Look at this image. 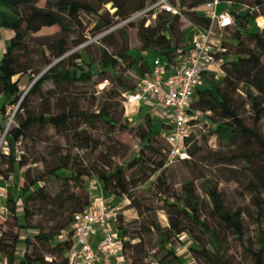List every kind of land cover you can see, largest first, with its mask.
Listing matches in <instances>:
<instances>
[{
	"label": "trees",
	"instance_id": "16d2710c",
	"mask_svg": "<svg viewBox=\"0 0 264 264\" xmlns=\"http://www.w3.org/2000/svg\"><path fill=\"white\" fill-rule=\"evenodd\" d=\"M211 1L213 0H171L181 13L188 15L193 25L204 28L210 25L211 20L200 14L197 9ZM220 1L228 4L239 3L247 7L245 10L231 12L235 24L238 22L241 27H246L251 19L264 15V13L258 12V9L264 7V0ZM0 2L11 9L16 17L13 22H5L7 27L13 29L14 35L0 61V122L9 105H18L20 109L26 110L30 97L38 92L41 93L42 85L49 80L61 85L63 82L77 84L89 81L98 84L105 79H94L96 73L92 64H87V70L76 62L72 67L66 66L69 59H80L79 54L62 58L72 47L85 41L84 34H79L76 38L71 36L72 27L75 24L82 26L81 13L96 16V30L101 32L110 29L117 21L128 19L154 3L147 4V0H46L45 6H40V0H0ZM110 3L116 9L112 15L110 10L106 9L107 4ZM153 12L151 10L147 15L139 17L141 22L137 27L142 44L141 54H134L136 50L130 49L127 30L121 29L124 32L121 46L115 48L114 52L107 46L101 49L98 74L107 70H114L119 64L125 62L129 67L136 70L141 79L151 71L152 60L155 56H160L165 63L169 64L179 52L187 51L190 48V44L187 45L184 42L183 22L180 15L159 10L155 23L146 26V22L151 18ZM127 24L128 26H135L133 22ZM45 27H57L59 29L55 34L44 35L39 38L40 56L43 59L41 66L50 65V67L36 80L30 92L23 95L19 78L28 72L36 74L41 71V69L36 68V51L30 49L28 40L33 34L40 32ZM113 35L114 32L108 33L102 38V42L105 45L110 44L109 40ZM233 38L238 41L234 51L237 58L223 63L225 73L219 80L214 79L211 75L205 77L204 84L195 95L191 113L197 117L193 124L203 121L201 115L210 114L213 116L215 128L212 132L224 141L235 144V150L221 157L229 165H241V171L248 178L245 182V188L255 199L258 209L257 217L260 225H262L264 218V205L261 199V193L264 191V132L260 122L264 118V34L260 30H253L247 35L249 41L255 45L256 50L248 45L239 27L234 30ZM224 46L226 47V43ZM224 54L229 56V50L227 49ZM59 58L61 59L58 62L53 63ZM16 76L19 78L14 80ZM121 85L125 88L122 92V102L126 107L124 93L135 90L138 84L122 82ZM240 88L246 94L253 111L251 125L247 124L233 101V93ZM74 115L72 111H62L57 114L50 111L45 113L29 111L27 116L19 119L17 126L5 133L6 147L9 152H1L0 154V157L8 158L7 167L0 168V182L8 185L6 203L9 207V214L0 222L7 224L9 223L8 218L12 216L13 226L18 228V232H6L0 228V264L5 262L7 264L67 263L68 252L73 245L74 214L91 206L92 202L87 190L83 195L72 194L67 201L70 214L66 221H59L57 228L50 231H46L41 226H31L32 209L36 204L53 201L48 192L45 191L44 186L41 185V182L53 177L62 178L64 183L74 181L82 190H85V183L95 176L97 178L96 185L99 186L105 202L111 203L109 202L110 196L127 195L132 200L133 206L140 209L133 191L139 187L143 180H138L137 174L133 170L136 167L144 169L147 159L151 160L150 157L145 156V149L153 153L161 152V149L155 146V141L162 135L161 129L168 126L165 120L157 118L149 112H146L144 123L140 124L137 129L144 147L141 154L133 157L127 165H116L109 170L100 171L94 167H84L76 162L75 169L71 170V175L67 176L63 174L64 170L69 168L66 157L62 158L60 165L46 176L32 177L27 171L24 185L17 194L13 192L9 182L15 172V166L27 165L23 154H16V145L35 125L53 126L56 129L68 127L72 130L71 124H73ZM80 116L91 126L98 122H110L112 125L117 123L115 116L107 106H102L97 112H81ZM2 128L4 131L5 127ZM90 138L89 135L85 136L87 141ZM239 139H242L243 142L240 143ZM192 140L193 133L188 141L190 155L193 153L190 150ZM167 149L168 147L164 150L166 157ZM165 164L166 161L162 158L146 177L148 179L161 171L157 176V180L161 182L158 193L167 203L169 227L162 229L159 223L149 222L146 228V231L155 232L158 235L157 245L165 252L159 260L160 264H186L182 257L177 254L176 249L169 246L173 244V238H179L184 233L190 234L199 244V246H191L193 257L196 260L202 258L205 264H231L224 255L225 244L220 240L218 225H212L207 218L202 216L200 196L197 193L196 185L193 182H187L184 185L183 194H176L166 184V181H163ZM130 172L132 174L128 176ZM201 185L213 203L214 215L218 217L219 223L227 230H232L236 237L242 241L249 252L252 264H264V226H261L262 229L257 237L258 246L255 248L250 238L246 236L242 211L228 208L225 195L217 183L206 179ZM189 202L192 204L189 205ZM21 215H23V222ZM121 220L120 215L116 231L118 238L124 244L125 259L126 257L130 258V264H144L145 258L148 257L145 246L135 244L130 251L131 254L127 253L130 243L126 241L128 230L120 224ZM32 229L36 231L34 234L30 232V230L34 231ZM203 234L209 235L210 246H207L202 240ZM139 237L140 241H143V237ZM210 247H213L214 250Z\"/></svg>",
	"mask_w": 264,
	"mask_h": 264
},
{
	"label": "rangeland",
	"instance_id": "374dc122",
	"mask_svg": "<svg viewBox=\"0 0 264 264\" xmlns=\"http://www.w3.org/2000/svg\"><path fill=\"white\" fill-rule=\"evenodd\" d=\"M156 1L147 0V4L155 3ZM45 4L46 0H40V6H45ZM220 4V7H224L230 12L247 9L246 6L239 3L228 4L222 1ZM106 9L110 10L111 15L116 10L111 3L107 4ZM197 11L203 14L205 11L204 5L200 6ZM258 12L264 13V7L258 9ZM180 17L183 22L184 42L188 45L191 43L195 29L193 22L186 13H182ZM130 18L121 19L110 29L97 32V17L81 13L82 26L75 24L72 27L71 36L76 38L79 34H84L85 41L78 46L72 47L62 57H70V55L75 54L81 56L80 59H69L66 66L72 67L76 62L87 70V64H92L96 73L94 79L105 78L104 80L98 84L89 81L77 84L63 82L61 85L49 80L42 85L41 93L38 92L30 97L26 110L20 109L18 105L7 106V112L0 122V154L1 152H9L6 147L5 133L17 126L19 119L27 116L29 111L36 113L50 111L53 114L62 111H72L76 117H74L73 124H71L73 126L72 130L68 129V127H66L67 129H56L53 126L35 125L16 145V154H23L27 165L23 167L15 166V172L9 182L15 194L24 185L27 171L30 172L32 177L46 176L51 170L60 165L62 158L67 157L69 162V168L64 170L63 173L68 176L71 175V170L75 169L76 162L84 167H94L103 171L109 170L112 166L127 165L133 157L141 154L144 145L140 140L137 129L145 121L146 107L139 109L134 104H127L125 107L122 102V92L125 88L121 85L122 82L138 84L140 75L125 62L119 64L114 70H107L102 74H98L101 49L107 46L114 52L115 48H118L119 45L121 46L124 36V32L121 29H125L128 32L130 49L136 50L134 54H141L140 48L142 44L138 36L137 27L141 22V17ZM129 22H133L135 26H128L127 23ZM154 23L155 19H152V24ZM238 27L248 45L256 50L255 45L249 41L247 35L253 30H260L264 34V15L251 19L246 27H241L237 22L234 27L224 33L222 40L226 43V47L229 50V56H225L226 61L237 58L234 51L238 41L233 38V33ZM58 30L57 27H45L29 38L30 49L36 51V68L41 69V71L36 74L28 72L20 78L19 76L14 77V80L19 78L23 95L30 92L36 80L50 67V65L41 66L43 59L40 56L39 38L44 35L55 34ZM111 32H114V35L109 40L110 44L105 45L102 42V38ZM46 54L48 55V52ZM60 59L54 60L53 63L58 62ZM233 101L241 116L248 125H251L253 111L248 103L246 94L241 88L233 93ZM102 106H107L115 116L117 120L115 125L110 122H98L96 125L91 126L80 116L81 112H97ZM201 117L203 121L193 126V140L190 146V150L193 153H191V158L186 162H168L164 153L168 144L162 135L155 141V146L161 149V152L153 153L145 149V156L147 158L150 157L152 161L147 159L144 169L136 167L133 170L137 174L138 180H143L139 187L133 191L140 209L133 206L132 200L127 195L109 197V202L120 206V215L122 217L120 224L128 230L126 241L130 243L127 253L131 254L130 251L135 244L145 246L148 257L145 258L144 264H160L159 260L165 253L157 245L158 235L155 232L146 231L149 222L159 223L162 229L169 227L167 203L165 199H162V195L158 193L161 182L157 180V176L161 171L146 179L151 170L156 167L157 162L162 158L166 161L163 181H166V184L176 194H183L184 185L187 182H193L196 185L197 193L200 196L202 216L207 218L212 225H218L220 240L225 244V257L230 260L231 264H252L249 252L242 241L236 237L232 230H227L219 223L218 217L214 215L213 203L201 184L206 179L217 183L219 189L225 195L228 208L242 211L246 236L250 238L255 248L258 246L257 237L262 229L261 226H264V218L262 225H260L257 217V204L252 194L245 188V182L248 178L241 171V165H229L221 157L235 150V144L224 141L212 132L213 128H215L213 116L205 114L201 115ZM3 126L5 127L4 131L2 130ZM260 126L264 132V118L261 120ZM78 131H81V133H78ZM167 131H169L168 128L161 129L162 134ZM88 135L91 136L89 141L85 139V136ZM238 141L240 143L243 142L242 139ZM6 161H8V158L0 157V168L7 167ZM131 174L132 172L128 173V176ZM144 179L146 180L144 181ZM96 181L97 178L95 176L87 181L85 190H82L74 181L64 183L63 179L58 177L41 182V185L44 186L45 191L48 192L53 201L36 204L32 209L33 217L30 225L34 227L41 226L46 231L57 228L58 222L66 221L70 214L67 201H69L68 197L72 196V194L83 195L87 190L91 196V202L93 204L97 203L100 199L99 192L101 190L96 185ZM162 186L164 187V185ZM261 199L264 205V191L261 193ZM188 204L191 205L192 203L189 202ZM2 220L4 219L0 218V221ZM23 220V215H21V221L23 222ZM8 222L7 224L0 222V228L6 232H18V228L13 226L12 216L8 218ZM30 232L34 234L36 231L30 230ZM139 236L143 237V241H140ZM202 240L207 246H210L208 234H203ZM169 246H173L176 249L177 254L182 257L186 264H205L202 258L196 260L193 257L191 246H199V244L190 234L184 233L179 238H173V244ZM210 248L213 249V247ZM130 262L131 259L126 257V263L130 264Z\"/></svg>",
	"mask_w": 264,
	"mask_h": 264
},
{
	"label": "built area",
	"instance_id": "2783aa9c",
	"mask_svg": "<svg viewBox=\"0 0 264 264\" xmlns=\"http://www.w3.org/2000/svg\"><path fill=\"white\" fill-rule=\"evenodd\" d=\"M220 0L204 4L203 15L210 18L206 28L194 25L195 36L187 51L179 52L167 64L160 56L152 60L151 71L146 73L133 91L124 93L125 104L146 107L151 115L165 120L169 131L162 134L168 149V162L190 159L188 141L193 133L191 113L195 95L204 84L207 75L219 80L225 73L223 63L227 48L222 37L224 32L235 26V19L228 10L217 11ZM153 14L146 26L156 19L159 10L173 15H182L171 0H157L134 14L130 19ZM146 53V52H144ZM166 110V111H165ZM102 196V195H101ZM8 185L0 182V218L8 217L6 203ZM120 206L103 202L74 214L73 245L68 252L66 264H127L124 257V244L117 236ZM5 264V263H2Z\"/></svg>",
	"mask_w": 264,
	"mask_h": 264
},
{
	"label": "crops",
	"instance_id": "0c3cea01",
	"mask_svg": "<svg viewBox=\"0 0 264 264\" xmlns=\"http://www.w3.org/2000/svg\"><path fill=\"white\" fill-rule=\"evenodd\" d=\"M220 5L221 4H219L217 6V11L218 12L225 11L226 9L224 7H220ZM15 18L16 17L14 15V13L11 11V9L4 6L0 2V61L2 60L3 54H4L7 46L9 45L11 38L14 35L13 29H11L10 27H7L5 25V22H13L15 20ZM194 36H195V33H194ZM194 36L192 37L191 43L194 39ZM191 43H190V46H191ZM139 109H141V108H139ZM99 195H100V199L98 200L97 203H95L93 205H99V204H102L104 202V199L101 196V192H99Z\"/></svg>",
	"mask_w": 264,
	"mask_h": 264
}]
</instances>
